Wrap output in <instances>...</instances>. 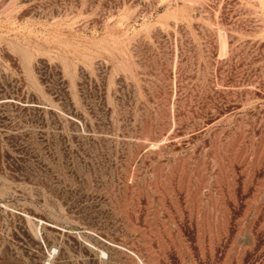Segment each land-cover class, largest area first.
<instances>
[{
  "label": "rangeland",
  "instance_id": "obj_1",
  "mask_svg": "<svg viewBox=\"0 0 264 264\" xmlns=\"http://www.w3.org/2000/svg\"><path fill=\"white\" fill-rule=\"evenodd\" d=\"M0 264H264V0H0Z\"/></svg>",
  "mask_w": 264,
  "mask_h": 264
}]
</instances>
